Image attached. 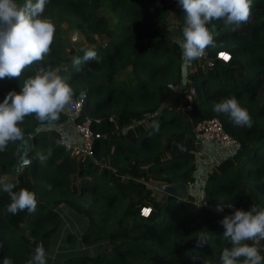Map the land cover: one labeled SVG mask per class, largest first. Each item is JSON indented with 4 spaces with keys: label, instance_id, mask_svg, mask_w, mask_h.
Listing matches in <instances>:
<instances>
[{
    "label": "trees",
    "instance_id": "trees-1",
    "mask_svg": "<svg viewBox=\"0 0 264 264\" xmlns=\"http://www.w3.org/2000/svg\"><path fill=\"white\" fill-rule=\"evenodd\" d=\"M162 1L159 7L154 0H48L43 15L55 26L50 51L43 61L25 68L21 77L0 79V101L9 91H19L38 66L59 69L74 90L73 99L81 90L87 93L75 119L89 117L94 130L104 136L94 140L92 155H75L57 130L41 127L34 115L20 124L24 134H34L30 160L18 174L15 190L34 192L38 204L35 213L25 210L13 215L6 211L9 196L0 191V264L5 258L13 264H28L38 244L48 251L51 240L60 236L63 221L56 209L60 205L88 221L80 231L81 239L78 233L65 234L63 239L73 243L74 249L52 264H193L194 255L206 264H219L228 242L218 221L226 212L197 207L188 197L168 195L159 202L146 184L150 177L194 181L195 153L203 140L196 141L193 126L203 118L217 116L238 143L234 153L208 172L207 198L244 210L264 207V0H253L247 22L209 25L216 47L206 48L204 57L191 62L183 84L181 49L176 43L170 45L166 37L168 12L178 3ZM98 7L113 13L114 27L97 12ZM176 12L183 29L184 10L179 6ZM65 26L78 29L83 42L66 47ZM88 48L95 49L101 59L82 63L78 70L72 60ZM220 50L229 51L231 59L218 58ZM205 58L212 59V64ZM234 60L242 70L231 79L228 69ZM128 67V74L119 79L120 71ZM169 82L176 88L168 87ZM192 86L195 94L188 99L186 91ZM229 96H236L248 110L251 128L234 127L226 115L212 110L214 103ZM65 117L62 112L59 121ZM17 143H9L0 152V178L15 162ZM49 149V158L41 163L36 153L48 154ZM88 194L92 201L84 205ZM125 199L118 214L119 208L113 206ZM145 204L152 207L148 217L139 214ZM22 222L25 231L20 230ZM201 229L209 231L213 240L210 246L196 249L194 236ZM102 239H108L110 246L104 244L98 251L101 245L95 244ZM82 241L94 244L96 252L81 248L76 254Z\"/></svg>",
    "mask_w": 264,
    "mask_h": 264
},
{
    "label": "clouds",
    "instance_id": "clouds-1",
    "mask_svg": "<svg viewBox=\"0 0 264 264\" xmlns=\"http://www.w3.org/2000/svg\"><path fill=\"white\" fill-rule=\"evenodd\" d=\"M47 2L0 0V79L21 77L25 68L43 61L49 53L55 26L43 15ZM177 3L185 16L182 34L175 37V43L181 49L182 60L189 63L204 57L202 54L206 48L216 47L214 32L209 27L213 21H223L225 25L247 22L253 0H177ZM83 53L82 57L72 60L78 70L82 63L99 62L101 59L93 48L84 49ZM58 72L59 69L52 70L40 65L33 75L24 80L19 91H9L0 101V152L6 151L9 143L23 140L24 131L20 124L28 116L34 115L45 128L57 125L61 113L72 104L74 97L73 88ZM86 95L85 90L79 93L82 100ZM212 110L226 115L234 127L251 128L253 125L251 115L236 96L214 103ZM63 143L66 148L71 147L69 141ZM50 154L51 149L48 154L37 152L36 157L44 163ZM15 189L14 180L0 178V191L10 198L6 211L13 215L25 210L29 214L35 213L38 204L35 193L24 188L19 191ZM195 205L207 206V200L201 196ZM225 208L232 211L218 223L223 228V239L229 246L223 248L219 264H264V255L261 254L264 251V207L253 205L244 210L233 208L231 203L216 201L213 210L223 213ZM195 233L196 249L210 246L213 236L209 231L201 229ZM192 260L193 264H206L198 255H194ZM3 264H13V261L5 258ZM28 264H47L43 245L36 246Z\"/></svg>",
    "mask_w": 264,
    "mask_h": 264
},
{
    "label": "rangeland",
    "instance_id": "rangeland-1",
    "mask_svg": "<svg viewBox=\"0 0 264 264\" xmlns=\"http://www.w3.org/2000/svg\"><path fill=\"white\" fill-rule=\"evenodd\" d=\"M157 0H154V3L157 5V6H161L159 4H157L156 2ZM162 5H163V1L162 0H159ZM175 7H179L178 5L175 6ZM176 8V9H177ZM170 11V10H169ZM97 12L100 13V14H103L108 20H109V26L110 27H114V24H115V16L113 15V13H111L110 11H108L106 8L104 7H98L97 8ZM167 20L170 21V31H169V38H171V41L175 39V37L177 36H180L182 34V28L179 26V17L177 15V12L173 11V12H170L168 17H167ZM67 24L66 22H64V25ZM71 28H73L72 26H68L66 27L65 26V29H67V33L64 34L63 32V37L64 39H68L70 42L67 44L68 47L72 46L71 43H73L74 45H77L78 43H82L83 41H80L83 39V35L82 36H77V38L75 39L74 37H72L71 35ZM66 35H67V38H66ZM167 37V36H166ZM103 37H99L98 39L100 41H103L102 39ZM167 41L169 43V39L167 38ZM67 43V42H66ZM65 43V44H66ZM80 43V44H81ZM207 59V58H205ZM130 71V67L124 69L123 71H120V73L118 74V78L119 79H123L127 74L128 72ZM183 84V83H182ZM262 85L264 86V77H262ZM177 94H175L173 97H171L168 101H167V104H170L172 103V101H174L175 97H176ZM72 108V106H71ZM146 119V118H145ZM147 124V122H146ZM42 127V126H41ZM63 139V138H62ZM64 140V139H63ZM213 141V140H212ZM70 142V141H69ZM215 143H217L218 145H220L221 143L219 141H214ZM72 145H74L73 142H70ZM33 145V144H32ZM77 145V144H75ZM222 145V144H221ZM238 145V144H237ZM38 146H41V145H38ZM16 160V159H15ZM15 164V162H14ZM13 164V166H14ZM12 166V168H13ZM24 166L22 165V168ZM11 168V169H12ZM22 168H21V171H22ZM10 169V170H11ZM12 171V170H11ZM10 172H6L2 175V178H5V179H9V180H14L15 182H17V178H18V174L21 172H19L18 174H12ZM141 180V179H140ZM79 179H76L75 182H78ZM149 183V185H151V188L154 190V196L156 198H160L162 201H165L167 199V194L164 193L160 188H161V185H163L165 182L163 181H160V180H154V179H151L147 182V184ZM200 197L203 196L204 199L207 200V206H200V207H210L212 209H214V206L216 204V202H213L211 200H209L206 196L205 193L202 192V195H200V193L198 194ZM196 194V197L194 195H188L187 197L188 198H193V201H195L196 199H198L196 201V203L199 202V196ZM186 196V195H185ZM132 197L137 198V195L135 193L132 194ZM154 197V198H155ZM186 197V198H187ZM92 201V194H88L85 196V198L83 199V203H85L84 205H86L87 203L91 202ZM127 202V199L119 202L118 204H115L113 207H117L119 208V212L118 214L121 213V210L123 209V207L125 206ZM195 203V204H196ZM234 208V207H233ZM58 210V212L60 213L61 217H62V221H63V224H61V231H60V236L58 238H55V239H52L51 240V245H50V248L48 249V251H46V254H47V261L48 263L47 264H52L53 261H61L64 257V255H61L62 253H65L66 251H69L70 248L71 249H74V247H72L73 243L67 241L65 242L66 240L63 239V237L65 236L66 233L68 232H73V233H78L77 234V237H79L81 239V234H80V231H82V229H85V225L87 224V217L86 216H83L82 218H79V214H77L75 211L71 210V209H68V208H64L62 205L60 206H57L56 208ZM232 211V209L230 208H225L224 209V212H226V214H230ZM109 223H108V227L111 229V227H113V220L111 221V219L108 220ZM20 230L21 231H25L26 230V224L24 222L20 223ZM264 243V242H262ZM67 244V245H66ZM107 245L110 246V243H108V239H102V242H100L99 244H95L96 246L98 245H101L98 249V251L103 247V245ZM65 245V246H63ZM96 246H94V244H87L85 243L84 241H82L81 243H79V248L77 249L76 248V254H79V252L81 250H86L85 252L87 253H94L96 252ZM229 244L226 246L228 247ZM83 248V249H81ZM98 248V247H97ZM94 249V250H93ZM84 253V252H82ZM144 260V259H143ZM50 262V263H49Z\"/></svg>",
    "mask_w": 264,
    "mask_h": 264
},
{
    "label": "crops",
    "instance_id": "crops-1",
    "mask_svg": "<svg viewBox=\"0 0 264 264\" xmlns=\"http://www.w3.org/2000/svg\"><path fill=\"white\" fill-rule=\"evenodd\" d=\"M176 8L175 7L171 8L170 11L168 12V15L170 12H173V11L176 12V10H177ZM166 23L168 26V32L166 33V36L169 39V44L172 45L173 43H175V39H174V41L173 40L171 41V38H169L168 34L170 31V29H169L170 28V26H169L170 21L166 20ZM71 29H72L71 30V34H72L71 36L74 37L75 39L77 38V36L83 35L78 29H76V28H71ZM66 33H67V29H64V34H66ZM66 38H67V35H66ZM82 40H80V41H82ZM69 42L70 41L68 39H65L66 47L69 46V45L67 46V44ZM71 44H72V46L74 45L73 43H71ZM190 64H191V62L185 63L182 60V53H181V82L182 83H184L187 80V73L189 71ZM241 70H242V66L239 64L238 61L234 60V62L232 63V66H230L228 69V71H229L228 73H231L229 78H231V79L238 78L239 72ZM63 113L66 115V117L63 120L58 121L57 125L55 127H53V129L57 130L60 133V136H61V138L64 139V141L79 143L80 137L74 129L75 118H74V115L72 114L71 105L67 106ZM237 146H238L237 144H233L230 146H223L221 144L218 145L217 143H215L212 140L201 141V143L199 144V149L195 153L196 168L194 170V181L184 182V181H180V180H174L172 182H166V181L160 180V181L165 182L163 185H161L160 189L164 193H166L167 196L173 195L179 199H186V197L188 195H194L196 197V194L198 195L199 193H200V195H202V192L205 193L204 186L206 183V178H207L208 172H210L212 170V167L218 161H220L224 157L234 153ZM151 179L159 180V179L154 178V177L149 178V180H151ZM149 180L146 181V184ZM147 186H149L151 188V185H149V183L147 184ZM151 191H152V196H154V190L152 188H151ZM199 198H200V196H199ZM155 199L159 202H162V200L160 198L155 197ZM197 200L198 199H196L194 202L196 203Z\"/></svg>",
    "mask_w": 264,
    "mask_h": 264
},
{
    "label": "built area",
    "instance_id": "built-area-1",
    "mask_svg": "<svg viewBox=\"0 0 264 264\" xmlns=\"http://www.w3.org/2000/svg\"><path fill=\"white\" fill-rule=\"evenodd\" d=\"M156 2L157 4L162 5L159 0H157ZM216 55L218 58L224 61H229L231 59V53L227 50H220ZM225 55L228 57V59L224 58ZM202 56H204V53L202 54ZM207 63L208 65H211L212 60L208 59ZM167 85L170 88H176V85L172 82L167 83ZM194 94L195 87L193 86L188 91H186V97L188 99H191ZM84 99H80V96H77L75 99H73L71 106L74 118L80 114ZM74 129L80 137V142L74 143V145L71 144V147L68 148L70 153L75 155H92L94 140L104 135L94 130V128L91 126V119L89 117L78 120L75 119ZM193 130L195 139L198 142L199 140H213L219 141L223 146L237 144L236 140L224 128L221 120L217 116L198 120L197 122H195ZM151 211L152 207L150 204L142 205L139 208V214L144 217H148L151 214Z\"/></svg>",
    "mask_w": 264,
    "mask_h": 264
},
{
    "label": "water",
    "instance_id": "water-1",
    "mask_svg": "<svg viewBox=\"0 0 264 264\" xmlns=\"http://www.w3.org/2000/svg\"><path fill=\"white\" fill-rule=\"evenodd\" d=\"M33 134L34 133H25L23 140L19 141L15 150V164L11 169L12 174H18L21 171L22 165L24 166L29 162V152L33 147Z\"/></svg>",
    "mask_w": 264,
    "mask_h": 264
},
{
    "label": "snow or ice",
    "instance_id": "snow-or-ice-1",
    "mask_svg": "<svg viewBox=\"0 0 264 264\" xmlns=\"http://www.w3.org/2000/svg\"><path fill=\"white\" fill-rule=\"evenodd\" d=\"M224 58H225V59H228V57H227L226 55L224 56Z\"/></svg>",
    "mask_w": 264,
    "mask_h": 264
}]
</instances>
